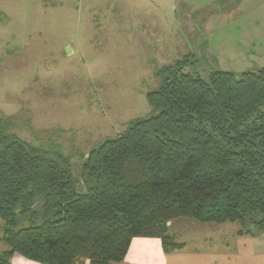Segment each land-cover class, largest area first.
Returning <instances> with one entry per match:
<instances>
[{
	"label": "trees",
	"instance_id": "1",
	"mask_svg": "<svg viewBox=\"0 0 264 264\" xmlns=\"http://www.w3.org/2000/svg\"><path fill=\"white\" fill-rule=\"evenodd\" d=\"M168 71L153 115L72 162L18 139L0 120V264H116L134 238L178 247L167 224L238 223L264 234V69ZM75 170H77L75 168ZM84 193L86 194L84 196ZM249 234V233H245Z\"/></svg>",
	"mask_w": 264,
	"mask_h": 264
},
{
	"label": "rangeland",
	"instance_id": "2",
	"mask_svg": "<svg viewBox=\"0 0 264 264\" xmlns=\"http://www.w3.org/2000/svg\"><path fill=\"white\" fill-rule=\"evenodd\" d=\"M228 1L0 0V120L21 141L81 163L153 115L146 95L176 65L205 81L264 67V28ZM167 229L177 250H199L240 226L177 219Z\"/></svg>",
	"mask_w": 264,
	"mask_h": 264
},
{
	"label": "crops",
	"instance_id": "3",
	"mask_svg": "<svg viewBox=\"0 0 264 264\" xmlns=\"http://www.w3.org/2000/svg\"><path fill=\"white\" fill-rule=\"evenodd\" d=\"M228 2L232 8L233 0ZM240 4L246 12L251 11V17L256 19L257 27L264 28V0H241ZM254 5L256 7L253 12ZM7 250L1 243L0 252ZM10 264L39 263L14 254ZM83 264L89 262L85 261ZM116 264H264V234L257 237L231 236L229 241H222L207 248L197 250L184 247L168 253L164 252L160 239L134 238L123 261Z\"/></svg>",
	"mask_w": 264,
	"mask_h": 264
},
{
	"label": "water",
	"instance_id": "4",
	"mask_svg": "<svg viewBox=\"0 0 264 264\" xmlns=\"http://www.w3.org/2000/svg\"><path fill=\"white\" fill-rule=\"evenodd\" d=\"M72 168H73V176H75V174L77 173L78 174V172H79V163L77 162V161H75V162H73L72 163ZM75 168L77 169V170H75ZM86 194L84 193V196H85Z\"/></svg>",
	"mask_w": 264,
	"mask_h": 264
}]
</instances>
